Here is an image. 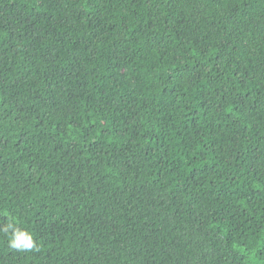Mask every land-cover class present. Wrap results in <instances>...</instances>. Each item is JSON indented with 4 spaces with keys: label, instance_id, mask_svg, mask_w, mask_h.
I'll return each mask as SVG.
<instances>
[{
    "label": "trees",
    "instance_id": "16d2710c",
    "mask_svg": "<svg viewBox=\"0 0 264 264\" xmlns=\"http://www.w3.org/2000/svg\"><path fill=\"white\" fill-rule=\"evenodd\" d=\"M0 264H264V0H0Z\"/></svg>",
    "mask_w": 264,
    "mask_h": 264
},
{
    "label": "clouds",
    "instance_id": "9594fccd",
    "mask_svg": "<svg viewBox=\"0 0 264 264\" xmlns=\"http://www.w3.org/2000/svg\"><path fill=\"white\" fill-rule=\"evenodd\" d=\"M0 232L7 236L8 247L16 251H31L37 249V244L31 232L14 223H6L0 227Z\"/></svg>",
    "mask_w": 264,
    "mask_h": 264
}]
</instances>
